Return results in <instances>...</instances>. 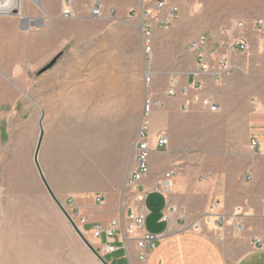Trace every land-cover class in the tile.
Segmentation results:
<instances>
[{
  "label": "crops",
  "instance_id": "obj_1",
  "mask_svg": "<svg viewBox=\"0 0 264 264\" xmlns=\"http://www.w3.org/2000/svg\"><path fill=\"white\" fill-rule=\"evenodd\" d=\"M5 1L1 0L0 11L17 9L19 17L0 16V89L4 81L25 74L26 67L38 70L39 76L57 55H62L66 80H70L65 93L67 109L71 105L73 110L74 95L90 93L82 86H73V78L107 79L115 84L121 78L124 43L130 37H140L142 0ZM66 8L68 17L62 13ZM95 8L99 9L98 16L92 15ZM24 16H31L33 26L21 23ZM173 29L174 25L168 31H153L151 56L155 53L159 64L178 62V54L169 49L173 48ZM163 45L168 50L161 52ZM136 51L142 52L140 38ZM201 80L203 87L194 92L217 105L215 112L200 103L186 112L182 97L162 98L161 105L153 106L147 117L150 145L153 147L155 137L161 134L167 137L168 146L150 154L149 175L138 188L145 191L142 204L125 188L133 165L136 125L128 136L113 135L106 142L105 152L116 168L115 174L123 178L104 192L101 204L92 196L78 195L72 200L78 216L85 219L81 228L90 243L98 246L107 242L104 232L99 242L91 238L96 226L104 230L112 220L125 222L128 212L137 209L145 217L144 231L162 237L146 264H264V249L254 245V237L264 231V91L238 77H230L223 84L211 74ZM184 81L193 83L192 73ZM108 92L115 96L119 89L113 87ZM252 96L257 100H250ZM121 106L113 104L110 111ZM109 122L108 127H114L117 121ZM253 141H257L255 147L251 146ZM172 165H180V173L170 179V190L162 196L152 189ZM215 201L224 215L238 207L250 211L239 234L230 220L223 227L203 225L201 232L183 230L204 217ZM169 208L176 214L163 222ZM72 238L76 250L70 251V260L75 257V264H101L82 242ZM113 240L116 252L103 257L107 264H138L134 241L124 242L119 230L113 232Z\"/></svg>",
  "mask_w": 264,
  "mask_h": 264
},
{
  "label": "rangeland",
  "instance_id": "obj_2",
  "mask_svg": "<svg viewBox=\"0 0 264 264\" xmlns=\"http://www.w3.org/2000/svg\"><path fill=\"white\" fill-rule=\"evenodd\" d=\"M170 2L179 11L170 38L173 48L169 49L178 54V62L172 66L159 64L155 53L148 60L136 51L140 37H130L124 43L121 78L115 84L107 79L73 78V86L90 91L72 97L73 110L66 105L70 80H66L62 55L39 76L38 70L26 67L19 78L4 81L0 89V264H75V257L70 260L69 256L76 250L72 237L80 239L49 197L33 161L40 119L43 138L38 164L54 196L87 238L75 217L72 200L78 195L102 199L104 192L123 178L115 174L105 152L106 142L113 135L128 136L135 125L138 132L145 99H150L152 107H159L162 98H169L164 93L173 77L185 84L187 75L196 69L190 41L205 37L208 49L235 38L245 39L249 52L230 57L231 73L219 84L238 77L264 91V28H255L256 22L264 23V0ZM164 50H168L167 45L159 48ZM148 72L154 77L145 85L144 74ZM113 87L119 94L108 92ZM170 99L180 100V96ZM254 99L256 96L250 97ZM117 103L122 106L111 112ZM110 119L117 121L114 127H108ZM169 171L180 173V165H172ZM207 225L215 228L212 222Z\"/></svg>",
  "mask_w": 264,
  "mask_h": 264
},
{
  "label": "built area",
  "instance_id": "obj_3",
  "mask_svg": "<svg viewBox=\"0 0 264 264\" xmlns=\"http://www.w3.org/2000/svg\"><path fill=\"white\" fill-rule=\"evenodd\" d=\"M63 16L68 17L69 9L63 10ZM93 16L99 15V9L95 8L92 11ZM141 22L140 29V43L142 52L149 60L153 52V31L156 28H161L168 31L179 19L178 9L170 5L167 0H142L141 9L139 11ZM238 28H242L239 24ZM255 28L261 30L264 28V23L258 21L255 23ZM208 41L205 37L193 39L189 43L190 50L196 55V69L192 73L193 83L181 84L179 79L173 77L167 89L165 96L175 98L180 96L183 98L182 108L184 111H189L191 106L200 103L206 107L209 112H215L217 105L213 104L210 99L200 98L198 93L194 92L201 89L203 82L201 78L203 75L211 74L216 82L220 83L222 78L231 73L229 59L232 55L237 53H247L250 50L249 43L243 38H235L227 42L220 43L214 47L207 49ZM215 68V71L214 69ZM154 75L151 72L144 74V83L149 85ZM193 91V92H192ZM153 103L150 99H145L143 109V120L140 124L139 130L136 135L134 144V158L133 165L126 177L125 188L126 190L135 193L136 202L142 204L145 197V191L139 192L138 188L141 182L149 175V157L152 152L162 151L168 146V139L165 135H157L155 137L154 146L149 143L148 138V122L147 117L151 111ZM257 145V141L251 143L252 147ZM175 175L174 171H169L164 175L154 187L153 191L165 196L170 190V179ZM98 204H101V198L95 199ZM219 203L211 202L206 214L201 219L186 225L183 230H191L194 232H201L203 225L213 223L214 227H223L227 221H231V225L236 234H239L243 229V219L248 217L250 211H245L242 208H236L230 215L221 214L219 211ZM176 210L169 208L166 214L162 217L163 222H167L172 216H175ZM80 225L85 223V219L78 216ZM144 214L141 210H130L125 217V222L122 219L112 220L107 229H101L96 226L91 233V238L95 242H99L102 232H104L107 242L104 244L93 245L96 252L101 256H107L116 252V247L113 245V232L119 230L124 242L132 240L135 242L137 249L138 264H146L149 253L155 248L161 236H156L144 231ZM87 239V238H86ZM88 240V239H87ZM254 245L258 249H264V231L254 237Z\"/></svg>",
  "mask_w": 264,
  "mask_h": 264
},
{
  "label": "water",
  "instance_id": "obj_4",
  "mask_svg": "<svg viewBox=\"0 0 264 264\" xmlns=\"http://www.w3.org/2000/svg\"><path fill=\"white\" fill-rule=\"evenodd\" d=\"M3 15H7V16H15V17H19V12L17 9H15L14 11H12L11 13H6V12H2L0 11V16ZM21 23L25 24L26 27L29 26H33V20L31 18H22L21 19ZM54 64V61L50 62L46 67H44V69H42V71L40 73H43L45 71H47L48 69H50ZM39 128H40V134H39V138H38V142H37V146L34 152V157H33V161H34V165L36 167V170L38 172V175L40 177V180L42 182V185L44 186L45 190L47 191L49 197L51 198V200L53 201V203L55 204V206L58 208V210L62 213V215L64 216V218L67 220V222L70 224L71 228L73 229L74 233L78 236V238L80 239V241L83 243V245L92 253V255L101 263V264H107L105 262V260L103 259V257H101L96 250L94 249V247L91 245V243L85 238V236L82 234V232L79 230V228L75 225L74 221L72 220V218L66 213V211L64 210V208L62 207V205L58 202V200L56 199V197L54 196L52 190L50 189L47 181L44 178V175L40 169V166L38 164V154H39V150H40V146L42 143V138H43V130H42V126H41V119L39 121Z\"/></svg>",
  "mask_w": 264,
  "mask_h": 264
},
{
  "label": "bare ground",
  "instance_id": "obj_5",
  "mask_svg": "<svg viewBox=\"0 0 264 264\" xmlns=\"http://www.w3.org/2000/svg\"><path fill=\"white\" fill-rule=\"evenodd\" d=\"M0 4H1V0H0ZM7 11V10H6Z\"/></svg>",
  "mask_w": 264,
  "mask_h": 264
}]
</instances>
